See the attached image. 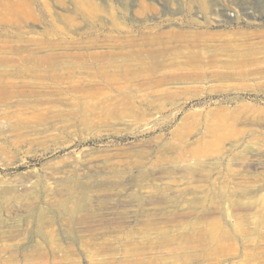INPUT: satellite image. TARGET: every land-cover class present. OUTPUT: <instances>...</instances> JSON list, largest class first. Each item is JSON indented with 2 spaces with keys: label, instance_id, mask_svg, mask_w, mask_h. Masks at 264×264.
I'll return each mask as SVG.
<instances>
[{
  "label": "rangeland",
  "instance_id": "374dc122",
  "mask_svg": "<svg viewBox=\"0 0 264 264\" xmlns=\"http://www.w3.org/2000/svg\"><path fill=\"white\" fill-rule=\"evenodd\" d=\"M0 264H264V0H0Z\"/></svg>",
  "mask_w": 264,
  "mask_h": 264
}]
</instances>
